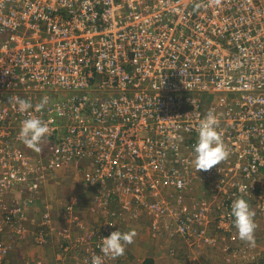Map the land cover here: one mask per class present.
I'll use <instances>...</instances> for the list:
<instances>
[{"label": "built area", "instance_id": "1", "mask_svg": "<svg viewBox=\"0 0 264 264\" xmlns=\"http://www.w3.org/2000/svg\"><path fill=\"white\" fill-rule=\"evenodd\" d=\"M13 97L33 107L22 113ZM209 111L227 155L198 172L194 146ZM29 113L49 123L39 153L19 136ZM83 160L100 219L88 226L69 203L54 264L111 262L102 238L127 210L154 216L155 229L172 216L182 237L215 241L209 199L175 209L168 197L199 180L216 187L219 231H236L238 197L257 193L250 208L264 214V0H0V264L37 222L34 202L56 171ZM43 205L37 245L53 222ZM71 246L79 254L67 263Z\"/></svg>", "mask_w": 264, "mask_h": 264}, {"label": "rangeland", "instance_id": "2", "mask_svg": "<svg viewBox=\"0 0 264 264\" xmlns=\"http://www.w3.org/2000/svg\"><path fill=\"white\" fill-rule=\"evenodd\" d=\"M86 186V185H85ZM214 185L210 184L209 182L203 181V180H199L196 182V184L190 186V188L188 189L187 192L185 193H180V192H175L168 193V197H170V204L175 206L176 208H181L184 205L194 202V201H201L203 200V198H207L209 199V211H208V220H207V230H208V234L211 237H217L218 239H216L215 241H206L204 240L203 237H189V238H184L182 237L180 234H178L177 236H174V242L175 245L178 248L177 250L172 248L169 250V245L171 240L166 241L168 244V247H166L167 251L169 252L170 255H173L172 259L173 263L175 264H259L256 261L258 260V256L260 255H264V215L263 213H256L253 212V220L255 222V229L253 232V241L254 242H249L246 240H241L239 238V234L238 231L236 229V231L233 234H228V233H223L221 231L218 230L216 223L214 225V221L216 220V212L214 210V205L215 202L212 201V193H214V190L216 187H213ZM87 187V186H86ZM257 188H258V196H259V192L260 195H262L264 197V180L257 182ZM88 190H90L92 192L91 196H90V200L93 198L95 189L87 187ZM173 194V195H172ZM246 200H248L249 204L252 205L257 202V193H255L253 196L248 197V196H243ZM44 200L41 201V204L38 207V210L36 209V219L37 222L35 221L34 224L38 223L40 224V220L42 221V213H43V209H44V202L46 201V203H48V205L50 206V213H51V222L47 224L46 226H44V232L45 234L48 232V230L52 233L55 234V231L50 230L51 226H54L56 228H58V230L62 229L64 226H67L68 224H66L67 222L65 221L66 219L64 218L63 213H65V207L69 204L72 203L73 204V209L74 212H76V215L79 216L77 214V209L75 207L74 202H66L65 207L63 209L60 208V206H55L54 203L51 202V200L47 197L45 198V196H43ZM117 203H113V206H116ZM41 206V207H40ZM96 206V205H95ZM40 210V211H39ZM65 210V211H64ZM95 211H97V209H95ZM140 212L137 211V213H133L132 211H124V213L120 216L123 217V219H125L126 217H133L134 219H140L141 214L144 212ZM40 215V217L38 216ZM81 217L84 221H88L89 222V226H92L93 223V219H87V217L82 216V214H80ZM100 216L97 214V219ZM165 218H161L160 219V225L161 227L159 229H155L152 227V221L154 219V216L149 214V225H151V234L150 237H161L164 236L165 233L164 232V228H166L169 224V221H173L176 225V220L174 217L170 216H164ZM217 221V220H216ZM127 225H135L138 222H131V221H126ZM212 223V224H211ZM56 224V225H55ZM58 224L60 226H58ZM63 225V226H62ZM37 226V224H36ZM165 226V227H164ZM164 227V228H163ZM75 228V227H73ZM177 228V226H176ZM43 229V228H42ZM72 229V228H71ZM163 231V232H162ZM177 231V229H176ZM27 232V231H26ZM25 232V233H26ZM40 232V231H39ZM35 230L32 231V234L34 235V237L37 235V233ZM178 232V231H177ZM214 232V233H211ZM36 233V235H35ZM30 234V235H32ZM69 239L74 240V237L71 233H69ZM77 235H79V231L77 233ZM234 238H230L233 237ZM59 241H55V244L58 245V247L60 248L61 244L64 243V241L61 243V238H59ZM75 244V242H72ZM73 246H71L72 248ZM59 248L58 251H56V254H58L59 252ZM69 249V260L67 263H72V261L74 260L73 257L74 255L78 252V249L72 248ZM165 249V250H166ZM176 250V252H175ZM163 252L166 254V252L163 250ZM35 258V257H34ZM117 259V257L115 259H113L111 261V263L113 261H115ZM35 264L34 261L30 260L29 256H26V258H23V260L21 262H19V264ZM6 264H11L10 261H8ZM18 264V263H17Z\"/></svg>", "mask_w": 264, "mask_h": 264}, {"label": "crops", "instance_id": "3", "mask_svg": "<svg viewBox=\"0 0 264 264\" xmlns=\"http://www.w3.org/2000/svg\"><path fill=\"white\" fill-rule=\"evenodd\" d=\"M46 140L49 139L47 138ZM46 140L44 143H46ZM24 146L27 147L25 144ZM85 164L86 161L83 160L78 164H72L68 167L58 169L55 177L47 183L43 191L45 198L48 197L55 206H60V208L63 209L66 202H74L79 216L82 214V216L87 217V219H95L97 215L95 211L96 206L93 203V199L90 200L92 192L85 186L83 171L80 167ZM38 216L40 217V215ZM123 217L119 218L116 222L119 230L121 232L135 230L136 236L134 237L133 243L125 246V253L122 256H118L112 263L106 262L104 264H175L173 260H171L173 255H170L171 253L169 254L166 249V247H168L166 241L169 240H171L169 250L171 247L176 250L180 248L177 247L174 242V236H177L179 233L176 231L177 228L173 221H169L166 228H164L165 226L163 227L164 232H162L165 233L164 236L150 237L151 225H149V214L147 212L142 213L140 219H134L133 217H126L123 219ZM126 221H137L138 223L130 226L127 225ZM215 223L216 220L214 221V225ZM58 226L60 225L58 224ZM27 228V232L19 236L12 244L9 254L10 263L19 264L23 258L29 256L36 260L41 259L43 264H54L57 260L56 251H58L59 248L58 245L55 244V241H58V235L56 234L58 228L55 227V234L48 230V241L45 245H37L34 241V233L32 234V231L36 229V224L30 223ZM73 236H77V231H73ZM230 238H234V236ZM78 254L79 253H76L75 255ZM84 263V261L81 262V264Z\"/></svg>", "mask_w": 264, "mask_h": 264}, {"label": "clouds", "instance_id": "4", "mask_svg": "<svg viewBox=\"0 0 264 264\" xmlns=\"http://www.w3.org/2000/svg\"><path fill=\"white\" fill-rule=\"evenodd\" d=\"M12 99L18 104L19 110L22 113L33 107L31 101L29 100L21 99L19 97H13ZM47 102V97L43 98L41 103L36 106V110L39 111L42 109ZM217 128V116L212 111H209L206 117L202 119L198 125V141L194 146L193 164L198 172L201 170L207 171L212 169L213 166L217 165L227 155ZM50 134L49 123L38 116L32 115L31 113H29L28 118L21 122L19 136L22 139V142L34 152L39 153L43 151L44 141L50 136ZM93 203L96 205L95 202ZM96 209V214H98L97 205ZM230 215L234 218L233 223L238 231L239 238L241 240L254 242L253 232L256 225L253 220L254 213L250 208L248 200L242 196L233 200ZM95 219H97V215ZM95 219L93 218L92 226L93 224L99 222V219ZM86 222L89 226V222L87 220ZM73 231H77L78 233L77 228H72V235ZM77 236H73L74 240ZM135 236V230L121 232L118 229L113 231L110 235L102 238L101 252L106 257L114 258L122 256L125 253V246L133 243ZM30 260L34 262L37 261L31 257ZM91 264H102V258L100 256H94Z\"/></svg>", "mask_w": 264, "mask_h": 264}, {"label": "trees", "instance_id": "5", "mask_svg": "<svg viewBox=\"0 0 264 264\" xmlns=\"http://www.w3.org/2000/svg\"><path fill=\"white\" fill-rule=\"evenodd\" d=\"M43 196H45L44 195V191H42V193L36 198V200H35V202H34V208H38L39 207V205L41 204V201H43ZM42 197V198H41ZM30 223H32V221H29V223H26V227L28 226V224H30ZM37 224V226H36V229H35V231L36 232H38L41 228H43V225H40V224H38V223H36ZM56 225V224H55ZM63 226V225H62ZM8 261H10L9 260V255H8Z\"/></svg>", "mask_w": 264, "mask_h": 264}]
</instances>
